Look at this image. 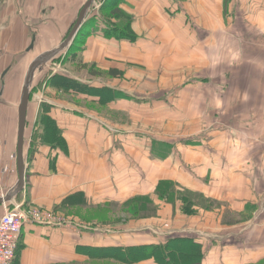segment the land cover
I'll return each instance as SVG.
<instances>
[{
    "label": "crops",
    "instance_id": "obj_1",
    "mask_svg": "<svg viewBox=\"0 0 264 264\" xmlns=\"http://www.w3.org/2000/svg\"><path fill=\"white\" fill-rule=\"evenodd\" d=\"M83 1L85 0H0V198L10 194L18 181V107L27 65L31 64L36 55L34 53L41 52L37 49L58 45V34L69 28L76 6ZM197 1L203 10L207 8V14L212 13L215 17L216 13L228 15L233 12L229 0H206L205 3ZM248 1L250 0H241L240 14L245 12L243 15L249 19L248 10L252 7L255 10L252 12L256 14L254 21L258 25L264 23V0H251L243 7V3ZM120 7L130 15L131 28L137 38L134 41L108 40L100 35H90L86 38L80 55L82 63H95L98 68L108 71L107 81L95 77L81 78L67 72L71 78L99 90L98 92H68L66 95L81 101L78 105L73 100H59L62 92L49 84L45 85L42 92L32 93L26 113L29 126L32 130L40 129V125L36 124L38 111L41 103L48 104L50 107L46 113L62 130L67 150L38 141L32 145L30 132L23 146L26 168L24 189L10 201L0 203V216L5 207H11L17 201L43 208H57L66 198L71 197L66 203V207L71 210L96 207L106 202L121 203L138 194L150 195L158 180L173 179L170 172L178 173L176 166L185 162L183 156L189 157L192 154L189 157L190 164L197 167L198 174H207L212 182L208 188L199 184L196 191L204 197L224 201L226 209L238 213L237 221L247 223L243 229L236 226H215L217 224H212V221H217L216 215L211 214L208 222L197 225L202 230L201 233L209 234L204 244L194 236L201 245L203 255L199 264H264V233H261L264 231L260 232L257 239H252L259 241L257 247L220 246V240H215L218 236L228 239L242 233L248 236V241L252 238L249 230L246 234L244 230L249 229L248 224L259 217L256 212L264 200V177L254 184L246 179L235 180L239 177H233L234 173L231 172L234 152L226 150L219 155L216 146L220 140H216L211 134L208 140L199 136L198 139L177 141L176 144L146 135L138 136L136 129H129L131 125H136L137 112L141 107L145 109L146 105L154 104L153 106L164 109L168 104L163 101V96L158 97L161 100L155 103L148 102L150 104L134 100L131 98L133 93L149 95L155 91L152 86L148 88L144 85L135 89L130 83H137V77H144L140 67L144 66L149 70L152 62H159L157 59L161 61L155 53L161 55L163 48L160 46L164 42L168 43V40L148 34L150 29H161L160 17L166 21L169 11L179 14L186 7L185 2L123 0ZM237 8L238 6L234 12ZM215 20L214 18L213 21ZM92 106L99 110H94ZM120 112L127 114L123 122ZM164 144L170 145V155L168 153L167 157L157 159L155 155L162 152L161 148L164 152ZM179 144H182L181 147ZM180 154L182 156L178 157ZM244 156H247V151L241 152V158ZM187 163L189 164L188 160ZM239 164V174L244 175L245 167L242 162ZM217 175H228V180L218 183ZM165 207L169 206L165 204ZM162 211L168 212V209L164 208ZM194 221H199L197 216H194ZM153 222L148 219V222L143 223L140 229L146 228L147 231L144 232H136L133 230L135 227H128L114 231L109 229L106 233H93L94 230L92 233L77 232L63 227L25 222L19 234L13 264H160L151 258L134 263L114 260L103 263L98 260H102L104 256H90L86 252L88 247H126L164 242L168 236H163L165 231L158 234L152 226ZM239 229L242 232L235 233L234 230ZM209 230H221L222 233L220 235Z\"/></svg>",
    "mask_w": 264,
    "mask_h": 264
},
{
    "label": "rangeland",
    "instance_id": "obj_2",
    "mask_svg": "<svg viewBox=\"0 0 264 264\" xmlns=\"http://www.w3.org/2000/svg\"><path fill=\"white\" fill-rule=\"evenodd\" d=\"M86 1L76 6V12L73 14L69 28L60 31L58 34V45L42 47L40 48L42 50L37 49L41 52L34 53L36 55L32 61L46 56L65 41ZM183 1L186 5L184 10L180 11L179 14L169 11L166 21L163 17L159 19L161 29L156 28L154 30L153 28L148 32L153 37L168 40V43L164 42L160 46L163 48L162 54L155 53L158 54L161 61L157 59L159 62H152L151 70L144 66L140 67L144 77H137V83L134 81L130 83L135 89L144 85L148 88L152 86L155 91L149 95L142 92L133 93L131 98L134 100L150 104L148 102L155 103L161 100L158 97L163 96V101H167L168 104L164 109L153 106L154 104L146 105L145 109L141 107L142 110L139 109L137 112L136 125H131L129 129H136L138 136L146 135V137L176 144L177 141L198 139L199 136L208 140L209 134H211L216 140H220L216 146V151L220 152L219 155L224 154L226 150L234 152L231 172L234 173L233 177H239L235 180L246 179L251 184L258 183L264 177V28L262 27L264 23L258 25L254 21L256 14L252 12H255L252 7L248 10L249 19L243 15L245 12L240 14L241 0H237V2L235 0L228 1L233 12L238 6L236 12L228 15L216 13V17L212 13L207 14L208 11L205 12L207 8L203 10L197 4V0ZM201 1L205 3L206 0ZM250 2L251 0L244 2L243 7ZM100 5V0H94L86 10L85 19L92 14L98 16ZM214 18L216 19L215 22L213 21ZM100 26L104 25L100 23ZM74 38L67 47L34 70L28 84L29 101L34 91L42 92L45 85H48L44 83L31 92L34 79L36 81L37 78H43L48 73L51 75L59 72L68 75L67 72H70L81 78L93 79L95 77L107 81L108 71L98 68L95 63H82L80 59L81 49L74 47L69 49ZM72 55H75L73 59H71ZM147 64L148 62L145 66ZM28 66L29 64L27 68ZM132 80L133 78L130 79V81ZM79 82L81 83V81ZM57 90L62 92L59 100H73L77 105L81 104L80 100L66 95L73 90ZM92 107L94 110H99V108ZM120 113L123 122L127 118V114L126 112ZM38 120L40 119L38 118ZM39 122L37 121L36 124L40 125L38 133L41 134L44 124ZM60 133L63 134L62 130ZM221 136L223 137L221 138ZM37 141L40 142L41 139L37 138ZM181 145L179 144V147ZM244 151H247V156L241 158V152ZM161 155L160 153L155 157L160 159ZM181 156L182 154L178 155V157ZM183 157L185 162L180 163L179 167L176 166L178 173L171 174L170 172V177L173 179L158 180L150 195L138 194L133 196L140 198L141 203H146L142 204L136 215L124 211V203L132 197L121 203L106 202L96 207H79L71 210L63 202V205L57 208H43L26 205L25 202H22V208L26 212L30 209H36L40 212L53 214L52 221L55 224L40 225L63 227L77 232L92 233L94 230L93 233L100 231L106 233V230L109 229L114 231L128 227H135L133 230L136 232H144L147 229L140 228L143 223L150 219L154 221L152 226L158 234L160 231H165L163 233L165 237L181 234L195 236V238L201 239L203 244L207 242L209 234L201 233L202 230H199L197 225L208 222L211 214L216 215L217 221H212V224H217L215 226H236V228L243 229L247 223L237 221L238 213L226 209L224 201L204 197L196 191L199 184L208 188L212 182L207 174L196 172L197 167L190 164L188 156ZM241 162L245 167L244 175L239 174L241 172L239 163ZM236 173L237 175H235ZM211 175L209 176L212 177ZM228 175L230 178V174ZM228 175H217L218 180L216 182L222 184L228 180ZM160 181H168L170 183L169 189L160 186ZM262 198L264 199V197ZM14 203L17 204L20 201ZM165 204L170 208L165 207ZM145 206L150 208L147 209ZM164 208L168 209V212L162 211ZM256 214L259 215L258 219L250 222L248 224L250 228L244 230L245 234L248 230L249 234H252L249 241L247 240L248 236H244V233L228 239L218 236L215 240H220V246L230 245L244 248L250 245L257 247L260 244L259 241L252 239H257L260 232L264 231V200ZM194 216H197L199 221H194ZM211 231L220 235L222 233L221 230ZM234 231L235 233L242 232L240 229ZM101 259L98 261L103 263H109L112 260L120 262L111 257Z\"/></svg>",
    "mask_w": 264,
    "mask_h": 264
},
{
    "label": "trees",
    "instance_id": "obj_3",
    "mask_svg": "<svg viewBox=\"0 0 264 264\" xmlns=\"http://www.w3.org/2000/svg\"><path fill=\"white\" fill-rule=\"evenodd\" d=\"M101 5L99 7V15L92 14L83 21L81 27L78 29L75 35L74 41L71 43L69 49L79 48L83 50V44L86 38L90 35H100L104 39H114V40H130L134 41L137 35L131 28V17L126 12H124L120 5L123 0H100ZM100 23L104 26H100ZM71 29V28H70ZM69 29V30H70ZM75 55H72V58ZM85 65V64H84ZM113 72V71H112ZM47 83L61 89L63 91H85V92H98L95 88L89 87L85 83H80L78 80L71 78L69 75L64 73H53L47 74L45 77H39L34 79L32 83L31 92ZM31 94V93H30ZM49 105L42 103L38 111L37 121L43 123L44 127L41 134L38 133L39 130H32L29 126V120L26 117L24 140L27 138L28 134L31 132V144L36 143V139L40 138V143L50 145L54 148H60L63 151L67 150V143L60 133V128L56 125L53 118L49 117L46 112H48ZM37 123V122H36ZM165 150L161 148V156H166L170 151V145L164 144ZM160 186L169 189L168 181H160ZM21 194L18 193V195ZM71 197L66 198L64 203L69 202ZM145 203V202H144ZM140 198L132 197L124 203V211L136 215L138 209L142 207ZM62 204V205H63ZM146 204V203H145ZM147 209L150 207L145 206ZM192 236L189 235H177L172 237H167L164 242L161 243H150V244H139V245H129L126 247H88L86 251L90 256L99 257H111L119 260L121 263H134L143 261L146 259H153L160 264H199L202 261L203 255L201 253L200 243ZM99 255V256H96Z\"/></svg>",
    "mask_w": 264,
    "mask_h": 264
},
{
    "label": "water",
    "instance_id": "obj_4",
    "mask_svg": "<svg viewBox=\"0 0 264 264\" xmlns=\"http://www.w3.org/2000/svg\"><path fill=\"white\" fill-rule=\"evenodd\" d=\"M94 0H87L82 9L80 10L77 20L75 24L73 25L70 33L68 34L65 41L56 49L49 52L46 56L40 57L32 61V63L29 65L27 72L25 74V79L22 87L21 92V98H20V104L18 107V129H17V143H16V159H17V171H18V181L16 183V186L14 190L4 196L3 198H0V203H6L13 199L18 193L22 192L25 185V163L23 158V146H24V132H25V124H26V113H27V107L29 102V81L32 77V74L35 69H37L41 64L46 63L51 58H53L58 52L63 50L65 47L69 45V43L72 41L74 36L76 35L78 29L81 27L85 16H86V10L91 5V3ZM32 46V45H31Z\"/></svg>",
    "mask_w": 264,
    "mask_h": 264
},
{
    "label": "built area",
    "instance_id": "obj_5",
    "mask_svg": "<svg viewBox=\"0 0 264 264\" xmlns=\"http://www.w3.org/2000/svg\"><path fill=\"white\" fill-rule=\"evenodd\" d=\"M53 214L22 208L21 203L5 207L0 216V264H13L18 248L19 234L25 222L39 224H55Z\"/></svg>",
    "mask_w": 264,
    "mask_h": 264
}]
</instances>
